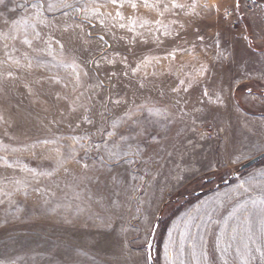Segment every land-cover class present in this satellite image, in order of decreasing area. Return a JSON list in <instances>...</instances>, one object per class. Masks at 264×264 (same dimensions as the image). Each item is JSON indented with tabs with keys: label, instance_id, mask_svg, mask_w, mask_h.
I'll list each match as a JSON object with an SVG mask.
<instances>
[{
	"label": "rangeland",
	"instance_id": "374dc122",
	"mask_svg": "<svg viewBox=\"0 0 264 264\" xmlns=\"http://www.w3.org/2000/svg\"><path fill=\"white\" fill-rule=\"evenodd\" d=\"M36 2L0 4V261L204 264L203 235L223 264L227 220L229 264H259L264 160L241 167L264 153V0ZM129 109L153 121L143 154L104 167L96 145Z\"/></svg>",
	"mask_w": 264,
	"mask_h": 264
},
{
	"label": "snow or ice",
	"instance_id": "6c2138e0",
	"mask_svg": "<svg viewBox=\"0 0 264 264\" xmlns=\"http://www.w3.org/2000/svg\"><path fill=\"white\" fill-rule=\"evenodd\" d=\"M108 3L112 4H118L121 3V0H106ZM131 3V6L133 8L136 7V3L134 0H129ZM4 0H0V4H3ZM143 3L145 5L148 4V0H143ZM122 6V4H121ZM174 7H181V5H173ZM33 8H36L38 13L42 14L44 11L47 12H54V11H60L65 8H72L73 5L68 3L67 0H37L36 3L32 5ZM64 15H68V13H64ZM25 27L28 26V21H23ZM133 23H135L133 21ZM121 28L124 27L123 24L120 25ZM23 39L22 43L28 45L30 48L33 47L32 41L28 39L27 33L23 32ZM40 34L36 33V37H39ZM34 37V38H36ZM16 37L13 36L12 39H15ZM103 39V37H101ZM202 39V37H201ZM59 43V41H57ZM49 48H51V44L48 45ZM63 47V45H61ZM35 50V49H33ZM31 62H29L30 65ZM139 67V66H138ZM137 69H133L132 71H137ZM86 75V74H85ZM77 79H79V74H77ZM183 84L184 82L181 81ZM205 95H207V92H205ZM114 103L119 104L120 101H115ZM142 106H136V109H141ZM136 115L135 109H129L126 111L123 115V118L121 119V125H127V127L124 129L123 132H117L115 130L107 133V139H103L102 145H96V149L98 151L103 150L105 152V156L107 157L108 163L104 164V167H108V164L113 165H120V164H128L132 165L136 163V160L138 157H140L143 154V149L141 148V139L146 135L147 128L145 127L146 124L153 123V121L145 119H133V117ZM2 119V117H0ZM88 123H92L90 119L85 117ZM113 129L117 127L116 124L112 125ZM103 131V130H101ZM113 137H116V139H113ZM74 151V150H73ZM69 158H74L72 156L71 152L64 155L63 159L67 160ZM105 157H101V160L104 161ZM85 169H87L88 165L84 164ZM260 175L264 176V173H260ZM97 180H99V177H96ZM251 180L249 181V183ZM247 191V189H245ZM261 205H264V200L259 201ZM253 206L257 204V201H252ZM237 211H247V209L244 206H241L238 209H235L232 214L229 215L227 219H232L233 215H235V212ZM253 215V213L249 212L248 215L245 216L243 223L248 226L247 230L250 231V217ZM260 215L262 216L261 219V228L260 232L261 235H264V207L260 210ZM237 219H239L237 217ZM226 226H227V220H225V228L221 229V233L215 237L214 241V253H219L221 259L223 260V264H229L228 260L226 259V256L229 254V250L232 247V241H235L237 239V228L239 225H237L236 228L232 229V234L230 238L225 239L226 235ZM185 237L181 238V244H183V239ZM248 240H252V236L247 237ZM255 242V241H253ZM170 243H171V237H170ZM168 245L165 246L166 252H167ZM192 248V255L199 261L203 260L204 264H215V260L213 256H210V253L206 247V241L204 239V236L201 235L199 239H194L191 245ZM248 244H244V250L241 251V249L238 247L236 249V252L241 257H246L249 252ZM256 251L259 252V264H264V250L257 247ZM0 264H4L3 261H0ZM243 264H248L247 259H244Z\"/></svg>",
	"mask_w": 264,
	"mask_h": 264
},
{
	"label": "water",
	"instance_id": "95a60500",
	"mask_svg": "<svg viewBox=\"0 0 264 264\" xmlns=\"http://www.w3.org/2000/svg\"><path fill=\"white\" fill-rule=\"evenodd\" d=\"M264 160V153L255 157L254 159H252L251 161H249L248 163L244 164L242 167H241V171H246L248 169H251L252 167L256 166L257 164H259L261 161ZM234 176H237V174H235ZM213 179H208L206 182L207 183H210L212 182ZM231 180H228L226 181V184H229ZM201 192H199L197 195H200ZM157 228V227H156ZM153 241H154V237H152L151 239V242H150V247L153 246ZM155 246L153 248V253H155ZM149 264H153V259H152V254L149 255Z\"/></svg>",
	"mask_w": 264,
	"mask_h": 264
}]
</instances>
